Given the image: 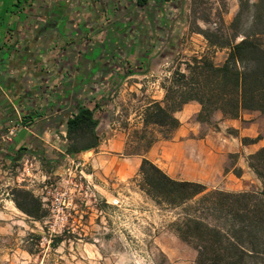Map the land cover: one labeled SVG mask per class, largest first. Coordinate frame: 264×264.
<instances>
[{
	"label": "rangeland",
	"instance_id": "374dc122",
	"mask_svg": "<svg viewBox=\"0 0 264 264\" xmlns=\"http://www.w3.org/2000/svg\"><path fill=\"white\" fill-rule=\"evenodd\" d=\"M82 1L87 11L89 0ZM12 2L17 5L19 2L21 6L27 4V0H0V5L8 6ZM239 7L240 0H174L170 3L150 0L145 7L137 6L136 0L102 1L97 5L95 24L90 19L83 20L74 38L70 40L64 35L68 38L65 42L71 41L69 46L106 54L112 69L120 67L121 79L135 76L138 79L134 77L130 81L142 85L138 92L125 88L120 98V89H112L114 110L98 113L100 143L111 139L112 123L127 134L132 133L139 108L151 99L152 92L156 93L163 83H168L177 68L181 66L184 70L185 63L192 57L208 55L216 64L223 63L228 50L210 47L197 28L228 27ZM246 22L251 23L249 14ZM95 90L98 89L91 92ZM93 109L95 115L98 108ZM252 115V121H257L252 132L254 139L261 136L263 139L258 144L263 146L264 114ZM130 116L132 121H126ZM29 122V117L21 113L1 136V141L8 146H0V264H196L197 251L177 233L184 210L158 207L140 190V166L136 165L134 157L121 156L125 148L120 154L112 151L108 155H96L88 151L74 157L54 151L50 153L52 158H47L46 152H35L40 163L38 171L32 174L42 168L48 174L42 194L47 200L43 209L48 211V216L34 220L20 211L12 201L13 189L33 192L28 183L31 173L25 167V159L31 151L29 146L17 144L18 139L24 138V127L30 126ZM13 129L15 133L10 136ZM127 141L128 136L125 146ZM95 159L98 160L95 162ZM239 160L230 156L225 173L232 170L235 175L238 168H233ZM248 173L253 179L245 175L246 189L260 190L261 182L252 172ZM225 184L239 185L226 178L207 187L210 191L227 192L223 189ZM114 198L122 201L120 207L107 204ZM200 198L187 207H197ZM61 215L65 217L63 221ZM55 235H63L65 239L56 248L52 246Z\"/></svg>",
	"mask_w": 264,
	"mask_h": 264
},
{
	"label": "crops",
	"instance_id": "0c3cea01",
	"mask_svg": "<svg viewBox=\"0 0 264 264\" xmlns=\"http://www.w3.org/2000/svg\"><path fill=\"white\" fill-rule=\"evenodd\" d=\"M102 1L110 3V0H89L87 11L82 0H27L24 6L19 2V6L15 2L8 6L0 5L1 147L8 146L1 141L4 130L22 113L29 117L30 126L24 127V138L17 140L19 147L29 146L31 157H37V151L46 152L47 158H52L50 153L54 151L64 153L67 147V120L82 104L91 110H94V106L98 108L95 119L99 120L100 127L98 113L107 114V109L114 110L115 101L111 99L114 87L120 89L119 98L126 92L125 88L131 92H138V88H141L142 85L130 81L135 76L121 79L123 73L120 67L112 69L106 54L93 49L81 50L69 46L71 41H67L68 45L65 42L68 38H64V35L70 40L74 38L73 34L83 20L90 19L95 24L97 5ZM118 55L120 58L121 53ZM91 89L98 90L92 93ZM158 89L139 108L133 122L141 125L145 107L151 101L164 99V90L162 87ZM200 110L201 106L192 102L178 112L176 117L180 120V128L171 140L156 143L146 155L147 159L177 180L213 186L228 178L239 185L230 187L225 184L223 189L227 192L248 191L244 183L245 175L248 174L250 179L253 177L248 173L252 171L248 167L247 157L264 145H244L242 139L255 138L252 132L257 121H252V114L260 112L246 111L240 119H226L218 114L216 124L211 126L196 121ZM115 114H119V111ZM104 117L107 118L106 115ZM130 120L132 116L126 121ZM111 133V139L100 143L97 149L100 152H91L96 155H108L112 151L120 154L125 148L128 134L115 123H112ZM230 156L241 159L233 169H241L242 176H235L232 170L225 173ZM132 159L140 166V158ZM47 175L42 168L28 180L30 188L40 195L43 202H46L42 194Z\"/></svg>",
	"mask_w": 264,
	"mask_h": 264
},
{
	"label": "trees",
	"instance_id": "16d2710c",
	"mask_svg": "<svg viewBox=\"0 0 264 264\" xmlns=\"http://www.w3.org/2000/svg\"><path fill=\"white\" fill-rule=\"evenodd\" d=\"M149 2L136 0L139 7ZM197 31L210 47L227 49V58L216 64L208 55L194 56L184 70L177 68L168 83L162 84L164 99L151 101L141 125L136 124L128 134L122 156L141 159L140 190L156 206L184 210L177 233L197 251L196 264H264V146L247 157L262 188L245 192L210 191L202 183L174 179L146 157L156 143L173 138L181 126L176 114L189 103L201 106L196 121L202 125L214 126L218 114L226 119H240L246 111L264 114V0L253 4L240 0L239 11L228 27H198ZM98 126L94 111L80 106L67 120L64 154L98 149ZM262 139L243 138L242 143L253 145ZM235 175L242 176V170ZM200 196L197 207H187ZM12 201L34 220L48 216L42 198L32 191L15 188ZM64 240L63 235H55L52 246L56 248Z\"/></svg>",
	"mask_w": 264,
	"mask_h": 264
},
{
	"label": "built area",
	"instance_id": "2783aa9c",
	"mask_svg": "<svg viewBox=\"0 0 264 264\" xmlns=\"http://www.w3.org/2000/svg\"><path fill=\"white\" fill-rule=\"evenodd\" d=\"M15 133V129L13 130H10L9 132V135L12 136L13 134ZM40 163V160H38L37 157L33 156H28L26 159H25V167H26V170L28 171V173H31L30 175H32V173L34 171H38V164ZM43 200V199H42ZM47 202V200H46ZM46 202H44V204H46ZM107 204L109 206H113V207H120L122 205V201L118 198H114L111 202H108L107 201ZM67 208V207H66ZM64 216L61 215V218L60 220L63 221L64 220Z\"/></svg>",
	"mask_w": 264,
	"mask_h": 264
}]
</instances>
